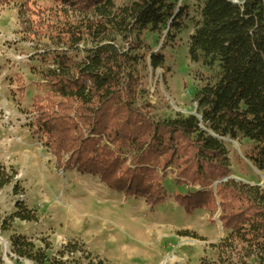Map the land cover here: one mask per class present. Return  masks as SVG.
Here are the masks:
<instances>
[{
    "label": "trees",
    "instance_id": "trees-1",
    "mask_svg": "<svg viewBox=\"0 0 264 264\" xmlns=\"http://www.w3.org/2000/svg\"><path fill=\"white\" fill-rule=\"evenodd\" d=\"M24 1L42 3L32 4L39 14L21 19L20 33L44 50L31 103L57 167L150 208L165 203L169 172L176 188L188 190L174 196L187 216L219 212L224 237L197 264H264V189L227 180L232 172L223 142H250L242 156L264 177V0ZM188 25L189 62L215 74L197 78V117L162 119L144 99L146 87L165 69L162 51ZM148 35L162 40L157 54H147ZM15 176L0 168V193L13 187L19 196ZM16 208L11 221L37 223L35 214ZM9 244L17 262L108 264L79 242L53 258L19 235Z\"/></svg>",
    "mask_w": 264,
    "mask_h": 264
},
{
    "label": "rangeland",
    "instance_id": "rangeland-1",
    "mask_svg": "<svg viewBox=\"0 0 264 264\" xmlns=\"http://www.w3.org/2000/svg\"><path fill=\"white\" fill-rule=\"evenodd\" d=\"M40 2L0 0V168L15 173L21 191L16 198L13 187L0 193V264H29L15 261L10 253L9 239L17 235L43 249L49 258L74 241L108 264H197L207 255L208 246L224 237L219 212L214 217L206 211L187 216L174 196L188 190L176 188L169 172L163 181L165 203L150 208L142 199L108 191L98 179L57 167L34 125L31 103L39 94L34 71L43 68L38 57L44 50L20 33L21 19L32 20V14H39L32 4L42 7ZM191 34L188 25L177 43L162 51L165 69L157 71L147 84L144 99L154 106L159 118L195 115L194 96L202 87L197 78L215 74L189 62ZM146 41L147 54H157L162 40L148 35ZM225 141L232 172L227 180L264 189V177L242 156L250 153L253 145ZM17 203L35 214L36 224L11 221Z\"/></svg>",
    "mask_w": 264,
    "mask_h": 264
},
{
    "label": "water",
    "instance_id": "water-1",
    "mask_svg": "<svg viewBox=\"0 0 264 264\" xmlns=\"http://www.w3.org/2000/svg\"><path fill=\"white\" fill-rule=\"evenodd\" d=\"M192 116H195V117H197V115L195 114V115H192ZM224 142H226V141H224ZM230 143V142H229ZM243 158V157H242ZM249 164V163H248ZM250 166V165H249ZM252 168V167H251Z\"/></svg>",
    "mask_w": 264,
    "mask_h": 264
},
{
    "label": "bare ground",
    "instance_id": "bare-ground-1",
    "mask_svg": "<svg viewBox=\"0 0 264 264\" xmlns=\"http://www.w3.org/2000/svg\"><path fill=\"white\" fill-rule=\"evenodd\" d=\"M1 242V241H0ZM190 243H192V242H190Z\"/></svg>",
    "mask_w": 264,
    "mask_h": 264
}]
</instances>
